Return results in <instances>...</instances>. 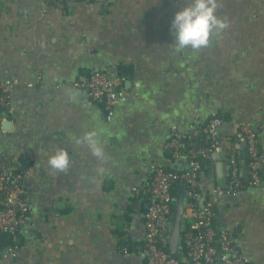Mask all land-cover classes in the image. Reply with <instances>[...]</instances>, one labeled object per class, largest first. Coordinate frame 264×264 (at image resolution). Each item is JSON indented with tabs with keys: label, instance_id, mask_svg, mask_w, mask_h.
I'll return each mask as SVG.
<instances>
[{
	"label": "crops",
	"instance_id": "crops-1",
	"mask_svg": "<svg viewBox=\"0 0 264 264\" xmlns=\"http://www.w3.org/2000/svg\"><path fill=\"white\" fill-rule=\"evenodd\" d=\"M187 2L0 0V81L13 83L10 110H0V169L31 171L23 180L29 214L14 256L4 238L0 264H145L152 165L187 164L169 146L172 130L195 151L204 144L197 127L222 115L220 136L249 127L264 153V0H216L226 27L198 50L175 48L169 30ZM103 68L115 69L128 95L111 117L71 86ZM238 147L243 156L241 134ZM57 149L71 160L62 172L48 165ZM214 163L200 185L212 198ZM242 165L248 183L215 201L216 229L250 264H264V171L253 185Z\"/></svg>",
	"mask_w": 264,
	"mask_h": 264
},
{
	"label": "built area",
	"instance_id": "built-area-1",
	"mask_svg": "<svg viewBox=\"0 0 264 264\" xmlns=\"http://www.w3.org/2000/svg\"><path fill=\"white\" fill-rule=\"evenodd\" d=\"M93 2L95 0H59ZM120 76L113 68H103L92 72L84 80L73 81L71 86L84 91L92 100L102 104L111 117L117 103H124L128 95L121 87ZM27 87L33 83L26 84ZM13 83L0 81V110H10V95ZM222 119L212 115L207 123L198 126L204 144L199 149L185 151L179 143V135L172 130L169 146L175 156L184 155L187 164L178 172L167 171L153 164V173L148 186L147 208L143 215L144 244L141 255L145 264H248L250 259L234 244V238L226 230L215 227L217 215L215 201L200 185L210 175L202 169L196 158L211 159L214 152L224 151L227 162V194L232 195L241 186V160L236 153L234 133L225 137L219 135ZM246 141L248 157L247 172L250 184L257 185L264 171V153L258 147L256 134L245 127L241 132ZM31 175L30 170L21 172L0 169V234L15 238L25 223L29 210L28 191L23 180ZM174 184L185 185V210L180 235V246L176 258L168 250L169 230L172 214V189ZM137 193V189L132 190ZM9 247V246H8ZM16 247H9L7 253L14 256ZM123 252H126L124 249Z\"/></svg>",
	"mask_w": 264,
	"mask_h": 264
},
{
	"label": "clouds",
	"instance_id": "clouds-1",
	"mask_svg": "<svg viewBox=\"0 0 264 264\" xmlns=\"http://www.w3.org/2000/svg\"><path fill=\"white\" fill-rule=\"evenodd\" d=\"M216 0H188L187 3L174 12L169 30L177 49L191 48L198 50L208 46L213 29L221 30L226 27L216 15ZM93 153L102 155V149L97 144L94 134L84 137ZM70 156L66 150L57 149L48 158L51 169L62 172L69 168Z\"/></svg>",
	"mask_w": 264,
	"mask_h": 264
},
{
	"label": "water",
	"instance_id": "water-1",
	"mask_svg": "<svg viewBox=\"0 0 264 264\" xmlns=\"http://www.w3.org/2000/svg\"><path fill=\"white\" fill-rule=\"evenodd\" d=\"M243 146L246 147L245 139L242 137ZM219 152H214L211 155V158L214 159L215 163V171L214 178L215 184L219 189L218 194L213 198L214 201L218 200L219 196H223L227 194V183H228V175H227V162L226 157H223V160H220ZM246 152H243V158L246 157ZM242 168L246 171L245 175H247V164L243 162ZM248 178V177H247ZM147 208V205H146ZM185 210V185L180 184L176 194L174 195L172 201V214H171V222H170V230H169V239H168V250L171 257L176 258L178 255V249L180 246V235L181 228L183 222V214ZM222 213V209H219V215ZM4 236L0 234V246L3 244ZM16 242L18 239H15Z\"/></svg>",
	"mask_w": 264,
	"mask_h": 264
},
{
	"label": "trees",
	"instance_id": "trees-1",
	"mask_svg": "<svg viewBox=\"0 0 264 264\" xmlns=\"http://www.w3.org/2000/svg\"><path fill=\"white\" fill-rule=\"evenodd\" d=\"M49 3L50 2H55V1H57V0H47ZM218 117H220L221 119H222V115H217ZM241 132H242V129H240V128H238V130H237V132L236 133H234V137H235V141H236V144L237 145H239V140H240V134H241ZM225 136H227V135H225ZM225 136H221L222 138L223 137H225ZM185 151H188V150H191L192 149V145H190V142L187 140L186 142H185ZM236 153H238V158L241 160V162L243 163V162H246V164H247V162H248V157H247V155H246V157L245 158H243L242 157V155H241V153H240V151H239V147L237 146V149H236ZM196 160H197V162H198V164H199V166L202 168V169H204L208 174H209V172H212V165H211V159H209V160H204V159H201V158H196ZM165 170H167V171H172V172H178V171H181L182 169H180V168H164ZM240 179H241V183H242V185H246L248 182H245L244 181V179L242 178V176L240 177ZM177 184H174V187L176 186ZM242 187V186H241ZM240 187V188H241ZM239 188V189H240ZM174 190V188L172 189V191ZM174 193V192H173ZM215 203V202H214ZM219 208H220V206L218 205H216V203H215V212H216V215L218 216V212H219ZM215 227H216V223H215ZM4 238H5V245H7V246H9V247H14V246H16V241L14 240V238H12V237H10V236H8V235H4ZM248 264H250V263H248Z\"/></svg>",
	"mask_w": 264,
	"mask_h": 264
}]
</instances>
